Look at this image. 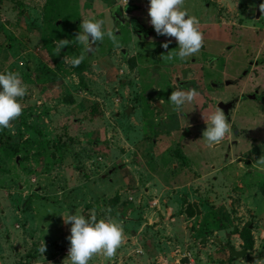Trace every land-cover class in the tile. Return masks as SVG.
I'll use <instances>...</instances> for the list:
<instances>
[{
  "label": "rangeland",
  "instance_id": "rangeland-1",
  "mask_svg": "<svg viewBox=\"0 0 264 264\" xmlns=\"http://www.w3.org/2000/svg\"><path fill=\"white\" fill-rule=\"evenodd\" d=\"M108 1L0 0V72L27 86L20 116L0 129V264H71L62 215L92 212L118 221L123 239L88 264H254L264 258L262 0H183L203 54L175 66L152 50L158 39L128 40L131 14ZM128 2L150 19L148 0ZM85 18L118 43L85 50L75 41ZM183 67L198 93L178 114L168 97ZM226 79L237 82L219 86ZM234 97L229 133L209 146V114Z\"/></svg>",
  "mask_w": 264,
  "mask_h": 264
},
{
  "label": "clouds",
  "instance_id": "clouds-1",
  "mask_svg": "<svg viewBox=\"0 0 264 264\" xmlns=\"http://www.w3.org/2000/svg\"><path fill=\"white\" fill-rule=\"evenodd\" d=\"M183 0H148L147 14L148 21L155 33L159 36L174 37L178 46L175 57L183 59L199 52L203 44V33L199 30V19L189 15L186 9L181 7ZM264 0L259 7L264 12ZM80 31L75 41L82 43L85 50L90 51L97 41H103L105 37L114 43L116 37L111 30L103 28V21L100 19L85 18L79 25ZM69 40L60 39L58 45L64 47ZM172 43L166 39L161 46L165 49ZM169 59L173 58L169 54ZM84 59V54L72 58L73 66L79 65ZM27 86L23 83L22 77L16 71L0 72V129L9 128L10 121H14L22 112V105L18 98L26 95ZM197 95L195 88L178 87L171 91L168 101L174 106L173 110L182 114V107L186 101H192ZM207 126L202 132V137L209 146L219 144L229 133L231 125L225 113L217 108L207 118ZM264 162V157L261 158ZM64 223L71 222L70 235L66 237L69 241L67 260L71 264H88L93 254L101 253L104 257L110 258L116 252L123 239V228L121 224L109 217L97 218L95 212L90 215L68 213L62 215ZM45 251V247L41 248ZM254 264H264V258L257 259Z\"/></svg>",
  "mask_w": 264,
  "mask_h": 264
},
{
  "label": "crops",
  "instance_id": "crops-1",
  "mask_svg": "<svg viewBox=\"0 0 264 264\" xmlns=\"http://www.w3.org/2000/svg\"><path fill=\"white\" fill-rule=\"evenodd\" d=\"M106 1V0H105ZM141 1V0H140ZM120 3L121 4H123L124 5V7L125 8H127L129 5V2H128V0H126V2L125 3H122V1H120ZM148 3V2H147ZM110 5V4H109ZM112 6V5H111ZM111 6H109V7H111ZM127 13H130L131 15H130V17H132V16H135L137 19H138V21L144 26V27H146V28H152L153 29V27L150 25V23L148 22L150 19H141L142 17L140 16V14H136V15H132V12H130V11H127ZM129 17V18H130ZM129 18H128V22H129ZM110 20V19H109ZM111 22V21H110ZM126 30L127 31H125L124 33L125 34H127V36H128V40H131V38L129 37V36H131L132 38H137V41H140V39L138 38V36H137V34L136 33H134L133 31H132V29H131V27L130 26H126ZM117 35L119 34V31H116L115 32ZM155 33V31H154V29H153V33H151L150 34V36L147 38V41H151V38H156V39H158L160 42L159 43H157L156 45H154L153 47H152V50H156L158 53H159V56H161V59L164 61V60H167V62H170L171 64H173V66H175V64H180L181 62H183V61H186L185 59H186V57L185 58H183V59H179V58H177V59H175L174 58V56H175V52L178 50V46H177V44H176V42H175V38L174 37H169L170 38V40H172V43H170L169 45H168V48L167 49H165V48H163L162 46H161V44H162V42H164L165 40H166V37L165 36H162V35H157V34H154ZM208 34V33H207ZM168 39V38H167ZM94 46V45H93ZM93 49H94V47H93ZM201 49H202V47H201ZM199 50V52H201V55L203 54V51L202 50ZM92 51V50H91ZM90 51V52H91ZM89 52V51H88ZM199 52H197V53H199ZM197 53H195V55L197 54ZM122 54L123 55H125L126 54V51H125V49H122ZM169 54H172L173 55V58L172 59H169L168 58V56H169ZM191 56H193V55H191ZM188 58H189V56H188ZM191 60V59H190ZM167 68H172V66H170V65H167L166 66ZM179 67V66H178ZM156 68V67H155ZM184 68H187V67H183V69ZM183 69L181 70V72L183 71ZM188 70H191V69H188ZM181 72H179L178 73V75H176L175 76V81H176V78L177 77H179L180 78V76H181ZM236 84V83H235ZM235 84H230V85H235ZM230 85H224V86H230ZM198 93V92H197ZM219 103V102H218ZM157 106L158 107H161V105H160V103L158 102V104H157ZM186 108V107H185ZM233 109V108H232ZM222 110V109H221ZM231 110V109H230ZM230 110H229V112H230ZM130 111H131V109H127V111H126V114L127 115H129L130 114ZM223 111V110H222ZM198 138V137H197ZM199 139V138H198ZM155 142V139H153V143ZM236 143H237V141H235V142H233V144L234 145H236ZM138 180V179H137ZM147 194L149 193V190L146 192ZM153 205L154 206H156V205H158V202H157V199L155 198L154 199V201H153ZM152 204H150V208H152V207H154ZM166 207L168 208V209H172V207H169V205H166ZM227 244H229V243H227ZM229 245H231V244H229ZM232 246V245H231ZM69 247V246H68ZM233 247V246H232ZM234 248V247H233ZM236 249V248H235ZM237 250H239V249H237ZM229 251V250H228ZM230 252V251H229ZM231 254V253H230ZM247 254V253H246Z\"/></svg>",
  "mask_w": 264,
  "mask_h": 264
},
{
  "label": "flooded vegetation",
  "instance_id": "flooded-vegetation-1",
  "mask_svg": "<svg viewBox=\"0 0 264 264\" xmlns=\"http://www.w3.org/2000/svg\"><path fill=\"white\" fill-rule=\"evenodd\" d=\"M106 1H107V0H106ZM110 1H114V0H110ZM113 3H114V2H113ZM111 5H112V4H111ZM134 23L137 25V27H138V31H135V30L133 29V25H134ZM128 24H129V26L131 27L132 31H133L134 33L137 34V36H138V38H139L140 40H145V41H147V38L150 36L151 33H153V29H152V28H146V27H144V26L138 21V19H137L135 16H132V17L129 18V23H128ZM249 64H250V65H253L254 62H253V61H250ZM248 73H249L248 70H247V69H244V70L242 71V76L247 75ZM190 75H191V74H190V70H188V68H184L183 71L181 72V76H180V78H179V77L176 78V82H177L178 87H184L185 91H187L188 88H193V87L196 85V82H195L194 77H192V76H190ZM227 80L234 81L233 84H235V83L237 82L236 80H232V79H226L225 81H227ZM225 81H224L223 83H220L219 86H221V84H224ZM224 85H225V84H224ZM253 95H254V96H253ZM251 97H253L252 99L254 100V99H255V94H254V93H252V94L248 93V94L246 95V98L251 99ZM240 98H241V97H234V98H232V99H230V100H228V101H226V102L234 101V104H233V107H234L236 101H237V100H240ZM226 102H225V103H226ZM233 107H232V108H233ZM232 108H231V109H232ZM227 118H229V116H227ZM233 129H234V128H233ZM233 142H235V141H233ZM228 149H229V150L231 149V146H230V145L228 146Z\"/></svg>",
  "mask_w": 264,
  "mask_h": 264
},
{
  "label": "water",
  "instance_id": "water-1",
  "mask_svg": "<svg viewBox=\"0 0 264 264\" xmlns=\"http://www.w3.org/2000/svg\"><path fill=\"white\" fill-rule=\"evenodd\" d=\"M132 9V8H131ZM126 11H128V7L126 8ZM133 29L135 31H138V27L137 25L134 23L133 25ZM94 46H92L91 50L93 49ZM90 50V51H91ZM89 51V52H90ZM234 81H231V80H227L225 81V85H230V84H233ZM254 96V95H253ZM253 97H251L252 99ZM233 104H234V101H230V102H219L217 104V106L223 110V112L225 113L226 116H229V110L233 107ZM226 248L230 251L231 255L232 256H236V257H244L247 253V249H241V250H237L235 248H233L231 245L229 244H225Z\"/></svg>",
  "mask_w": 264,
  "mask_h": 264
},
{
  "label": "built area",
  "instance_id": "built-area-1",
  "mask_svg": "<svg viewBox=\"0 0 264 264\" xmlns=\"http://www.w3.org/2000/svg\"><path fill=\"white\" fill-rule=\"evenodd\" d=\"M126 2V0H122V3H125Z\"/></svg>",
  "mask_w": 264,
  "mask_h": 264
},
{
  "label": "trees",
  "instance_id": "trees-1",
  "mask_svg": "<svg viewBox=\"0 0 264 264\" xmlns=\"http://www.w3.org/2000/svg\"><path fill=\"white\" fill-rule=\"evenodd\" d=\"M108 2H109V4H110L112 1L109 0ZM110 5H111V4H110Z\"/></svg>",
  "mask_w": 264,
  "mask_h": 264
}]
</instances>
